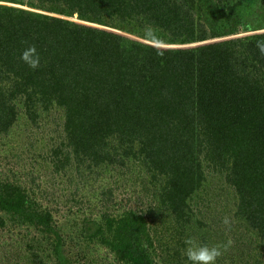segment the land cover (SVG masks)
Instances as JSON below:
<instances>
[{"label": "trees", "instance_id": "obj_1", "mask_svg": "<svg viewBox=\"0 0 264 264\" xmlns=\"http://www.w3.org/2000/svg\"><path fill=\"white\" fill-rule=\"evenodd\" d=\"M0 2L35 9L0 4V135L21 129L24 145L23 162L0 172V226L40 233L34 264H95L96 241L111 264H186V236L209 245L208 190L233 200L225 208L251 236L217 264H264V34L231 37L264 30V0ZM29 46L35 70L20 59ZM113 172L151 198L122 209L102 189L104 208L70 233L42 204L39 179L78 203Z\"/></svg>", "mask_w": 264, "mask_h": 264}, {"label": "rangeland", "instance_id": "obj_2", "mask_svg": "<svg viewBox=\"0 0 264 264\" xmlns=\"http://www.w3.org/2000/svg\"><path fill=\"white\" fill-rule=\"evenodd\" d=\"M73 19L77 21L76 17H74ZM262 33L264 34V30L249 34H240L238 36L244 37L250 34ZM20 130L14 131L12 136L10 137L13 141H18V147L16 144V149H13V152H7L9 151L7 143H11L10 141L12 140H9V138H6V136L4 137V135H0V172L2 173H6L7 164H14L15 166L16 164L23 162L22 158L19 159V154L22 151V148H24L23 143L20 141L21 137H19L22 134V131ZM18 133L19 136H14ZM17 137L19 138L17 139ZM14 144L15 143H13V145ZM5 157L7 158V160H5ZM26 159L27 158L23 160ZM16 168L20 169V167L18 166ZM29 168L30 167H28L27 169ZM22 170L23 172L25 171L24 169ZM20 174L23 181H27V177L23 176L22 172H20ZM131 176V174L119 175L117 172L102 176L101 182H97L95 183L96 185L91 187L88 186L85 192L81 191L78 195H76L78 203H74L71 201V194L73 192L72 188H67V186L63 184H56V186H54V183L51 182L50 178H48L50 181L48 183L43 178L39 179L37 182L40 183L41 190L46 191V196L42 202L43 206L45 208H50L53 211H56V219L59 222L60 226H66L67 228L65 229L68 231V233H70L71 227L73 226L72 221L76 219L77 222H80L84 217H92L90 214L91 210L92 213L95 212L97 214L101 209L104 208V204L100 200V193H102V189H114L116 195L114 198V202L117 204V207H122V209L140 206L141 201H139V193L141 197L144 198V200H148L149 198H151V191L142 192L140 190L142 188L150 190V186L145 185L144 187H142L138 183L134 184V182H130L127 178H130ZM55 181L56 180H54V182ZM208 191L209 192L207 193V195H205L206 198L204 199V202L201 203V213L197 214L199 219H202L201 216H204L203 218L206 219V222L211 228L205 229L203 232H201L200 235L207 236L209 246L217 244L227 245V250L223 252L222 258L228 260V262H231V260L233 261L234 259H237L239 249L248 248L245 246L249 244L251 236L248 234L245 225L242 224L244 222L235 218V212L232 210L234 206L232 205L227 209L225 208L227 205L226 202L233 204V200H230L227 196V198H225V196L221 193H219L217 197H214L211 190ZM200 194L202 195V193ZM142 208L145 209L146 205H144ZM80 209H82L85 214L79 215L78 212ZM238 221H241L242 223ZM26 232L27 231L25 230L22 231L19 228H14L12 226L5 228H2L0 226V264H34L32 257L27 250V245L29 239H32L33 237L40 239V233L33 232L31 234H27ZM26 235H28L29 238ZM197 240L200 241L199 238H197ZM252 241L253 243H255L253 245L256 246V242H254V240ZM86 246H90L87 249V253L89 255L88 257L91 260H95V264L116 263L114 256L109 252L107 247L103 246L100 242L96 241L93 243H86ZM253 258H250V260H252Z\"/></svg>", "mask_w": 264, "mask_h": 264}, {"label": "clouds", "instance_id": "obj_3", "mask_svg": "<svg viewBox=\"0 0 264 264\" xmlns=\"http://www.w3.org/2000/svg\"><path fill=\"white\" fill-rule=\"evenodd\" d=\"M0 4L5 6L22 8L25 10H35L32 8H28L26 6L16 5L12 3H4L0 2ZM77 18V16H75ZM77 22H79L77 18ZM262 31V30H258ZM257 32V31H253ZM253 32H248L253 33ZM240 37V36H234ZM205 43V42H204ZM207 43V42H206ZM203 44V43H200ZM256 47L260 51L261 54H264V41H257ZM20 59L31 69L35 70L40 66V55L37 52L35 46H29L25 48L21 55ZM184 250L183 256L186 258V264H217V260L219 257L223 255V252L227 250V245H212L209 246L207 244L200 243L194 236L188 235L184 239Z\"/></svg>", "mask_w": 264, "mask_h": 264}, {"label": "water", "instance_id": "obj_4", "mask_svg": "<svg viewBox=\"0 0 264 264\" xmlns=\"http://www.w3.org/2000/svg\"><path fill=\"white\" fill-rule=\"evenodd\" d=\"M16 1L19 3H26L27 2V0H16Z\"/></svg>", "mask_w": 264, "mask_h": 264}]
</instances>
